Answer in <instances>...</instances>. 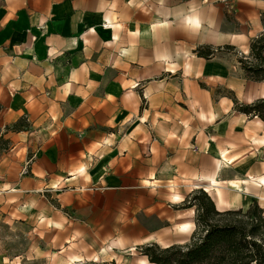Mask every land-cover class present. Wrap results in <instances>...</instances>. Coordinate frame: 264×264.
Listing matches in <instances>:
<instances>
[{"label":"crops","instance_id":"crops-1","mask_svg":"<svg viewBox=\"0 0 264 264\" xmlns=\"http://www.w3.org/2000/svg\"><path fill=\"white\" fill-rule=\"evenodd\" d=\"M263 17L264 0H0V221L63 264H150L141 247L189 242L194 191L264 216V123L234 109L264 98L237 62Z\"/></svg>","mask_w":264,"mask_h":264},{"label":"trees","instance_id":"trees-1","mask_svg":"<svg viewBox=\"0 0 264 264\" xmlns=\"http://www.w3.org/2000/svg\"><path fill=\"white\" fill-rule=\"evenodd\" d=\"M263 30L250 41L249 52L237 62L245 79L264 82V21ZM233 51L231 47H224ZM199 57L210 58L214 50L198 48ZM235 111L257 117L264 123V98L250 104L234 100ZM28 126L19 120L10 130L21 131ZM184 207L195 208V230L188 243L160 247L149 244L140 248L150 264H264V216L254 202L246 210L217 211L210 197L202 190L191 193ZM88 264H116L97 261Z\"/></svg>","mask_w":264,"mask_h":264},{"label":"rangeland","instance_id":"rangeland-1","mask_svg":"<svg viewBox=\"0 0 264 264\" xmlns=\"http://www.w3.org/2000/svg\"><path fill=\"white\" fill-rule=\"evenodd\" d=\"M33 226L32 223L7 225L0 221V264H63L58 256H40L43 244ZM64 264L72 263L66 261Z\"/></svg>","mask_w":264,"mask_h":264}]
</instances>
